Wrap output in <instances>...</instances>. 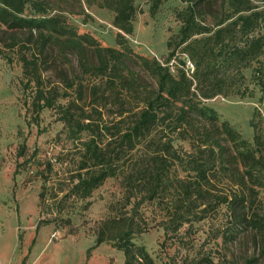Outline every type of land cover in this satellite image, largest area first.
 <instances>
[{
	"label": "trees",
	"instance_id": "1",
	"mask_svg": "<svg viewBox=\"0 0 264 264\" xmlns=\"http://www.w3.org/2000/svg\"><path fill=\"white\" fill-rule=\"evenodd\" d=\"M49 1L0 0L1 30L10 35V46H17L22 77L34 85V112L52 106L55 97L65 94L42 86L41 70L49 59L73 56L84 72L98 76L102 88L92 85L85 101L77 84L74 98L65 106L59 104L64 136L71 146L56 155L53 163L46 159L45 167L36 171L42 180L36 225L53 220L51 211L41 217L46 192L59 204L67 199L72 203L88 198L105 179L120 178L128 190L141 192V199L152 202L172 180L177 209L174 229L224 203L233 221L230 230L236 223L255 232V253L238 264H264V213L246 211L247 196L264 180V126L259 124L264 119L259 107L254 108L250 141L203 104L218 94L252 96L253 88L242 73L251 66L250 80L259 87L258 101L264 108V10H255L250 0H180L185 6L176 11L179 26L167 37V53L159 61L134 52L127 42L125 35L132 33L135 14L133 0H56L55 5ZM149 1L156 8L162 0ZM81 3L112 12L115 46L100 45L66 21L64 12L74 11L65 6ZM177 51L193 64L188 76L183 69L176 68L175 73L169 69L167 63ZM176 62L184 64L181 59ZM106 106L117 109L116 120L102 119L99 108ZM73 107L75 111H70ZM175 139L186 143L187 149L177 150ZM141 148L143 154L126 164ZM24 151L22 143L18 154ZM67 155L72 157L71 168L64 160ZM54 163L66 167L64 177L46 187ZM212 173L227 177L235 189L215 195L209 179ZM69 215L66 211L60 218L68 222ZM134 230L129 222L113 232L100 228L94 245L112 240L122 253V264H156L141 244L131 240Z\"/></svg>",
	"mask_w": 264,
	"mask_h": 264
},
{
	"label": "rangeland",
	"instance_id": "2",
	"mask_svg": "<svg viewBox=\"0 0 264 264\" xmlns=\"http://www.w3.org/2000/svg\"><path fill=\"white\" fill-rule=\"evenodd\" d=\"M49 2L51 5L58 3L56 0ZM250 3L255 6V10H264V0H250ZM133 4L135 14L132 33L125 35L129 46L136 53L163 61L167 53L165 41L179 26L176 11L183 8L185 2L162 0L156 8H152L149 0H133ZM65 7L74 11L64 12V16L78 32L90 34L102 46H115L116 29L111 25L110 10L94 4L86 6L83 3L81 6L74 4ZM1 29L0 27V188L6 189L3 197L5 202L14 206L19 204L23 215L24 211L32 212L33 206H36L38 212L37 194L42 180L36 171L45 167L46 159L53 163L56 155L66 153V148L71 146L64 136L65 130L60 119L62 108L59 104L65 106L67 100L74 98L77 84L82 87L85 101L88 100L92 85L97 83L101 89L102 84L98 76L84 72L73 56L67 57L70 61L59 57L49 59L41 70L42 86L54 87L58 93L65 94L55 97L52 106L43 107L35 113L32 106L34 85L27 84L22 77L17 46H10V35ZM262 31L264 32V27ZM178 51L175 58L167 63L170 71L174 73L176 68L185 70V64L177 63V59L184 63L189 61ZM242 73L245 82L253 88L252 96L218 94L204 99L203 104L211 107L219 120H226L241 137L251 141L252 113L254 108L259 107L264 119V108L258 101L259 87L250 80L251 66L243 69ZM69 82L73 83L71 87L66 86ZM99 110L102 119L106 121L118 118L117 109L112 106ZM70 111H75V108ZM255 120L259 122L258 116ZM259 124L264 126V121ZM22 143L25 144V151L19 155L18 148ZM173 145L177 150L180 147L182 150L187 149L186 143L176 139L173 140ZM143 149L136 151L126 164L132 163L134 157L142 155ZM64 160L71 168L72 157L67 155ZM38 161L41 163L38 164ZM56 163L47 176L49 178L45 182L46 187L64 177L63 171L66 167H60ZM119 179H105L88 198L76 199L72 203L67 199L59 204L51 199L50 192H46L47 205L43 206L41 217H46L45 211L54 213L50 214L53 220L47 224L50 229L48 238L58 240L73 236L82 238L83 244L85 240H94L100 228H109L113 232L124 229L129 222L135 229L131 233V240L141 244L156 264H238L255 253L254 230L245 224L236 223H233L234 229L230 230V223L233 221L229 220L224 203L214 204L201 219L185 222L174 229L177 221L174 213L177 209L172 180L155 201L149 202L141 199V192L140 194L133 189L128 190ZM209 179L215 195L226 194L235 189L228 178L220 173H212ZM262 181V184L253 186L251 195L247 196L246 211L249 214L264 213V180ZM84 201H88L86 206L83 205ZM58 209H61L60 215L57 213ZM66 211L70 212L68 222L60 218L65 217ZM127 217L131 220H126ZM21 219L23 221L24 217ZM103 221L108 222L106 226L102 224ZM54 232L55 235L51 236ZM229 232L230 235L227 234ZM91 248L98 254L95 261L99 264H122V253L115 248L112 240H105Z\"/></svg>",
	"mask_w": 264,
	"mask_h": 264
},
{
	"label": "crops",
	"instance_id": "3",
	"mask_svg": "<svg viewBox=\"0 0 264 264\" xmlns=\"http://www.w3.org/2000/svg\"><path fill=\"white\" fill-rule=\"evenodd\" d=\"M5 191L0 188V264H99L91 248L93 239L83 244L82 238L73 236L49 240L48 225H36V206L22 215L19 204L5 202Z\"/></svg>",
	"mask_w": 264,
	"mask_h": 264
},
{
	"label": "built area",
	"instance_id": "4",
	"mask_svg": "<svg viewBox=\"0 0 264 264\" xmlns=\"http://www.w3.org/2000/svg\"><path fill=\"white\" fill-rule=\"evenodd\" d=\"M185 74L188 76L192 70H193V64L190 62V61H185ZM55 235V232L51 234V236H54ZM51 238H49L50 240Z\"/></svg>",
	"mask_w": 264,
	"mask_h": 264
}]
</instances>
